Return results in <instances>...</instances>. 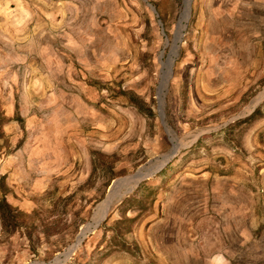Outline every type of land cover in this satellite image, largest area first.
Listing matches in <instances>:
<instances>
[{
	"label": "rangeland",
	"instance_id": "1",
	"mask_svg": "<svg viewBox=\"0 0 264 264\" xmlns=\"http://www.w3.org/2000/svg\"><path fill=\"white\" fill-rule=\"evenodd\" d=\"M183 2L0 0V200L37 212L39 237L0 221V264H53L115 181L168 156L157 89ZM185 25L163 106L182 145L62 264H263L264 97L247 107L264 92V0H191Z\"/></svg>",
	"mask_w": 264,
	"mask_h": 264
},
{
	"label": "bare ground",
	"instance_id": "2",
	"mask_svg": "<svg viewBox=\"0 0 264 264\" xmlns=\"http://www.w3.org/2000/svg\"><path fill=\"white\" fill-rule=\"evenodd\" d=\"M188 4H189V0H184L182 14H181V17L179 19L178 26H177V33L179 36H180L181 32L184 31V25L188 20V17H187ZM165 46L168 47L169 51L167 53V59L164 62L161 61V63H163V75H162V82H161L160 86L158 87V100H159V102H158V105H159L158 106V113H159L160 117L163 116L164 95H165L164 91H165L166 86H167L168 75H169V72L171 70V66L173 63V57H175L177 55V49H178V48L177 49L175 48L174 43H171V45L169 46L168 41L166 42ZM164 56H165V52L162 53V57H164ZM263 97H264V92L259 94L255 99H253L251 101V103L247 107V111L252 108L254 103H258L260 100H262ZM164 128H165L167 134L169 135V138H170L171 143L173 144V147L175 149H178V147L181 146L182 144H180L178 142V140L174 136L173 132L168 127H166V125ZM166 160H167V157L163 156L160 159H155V161H153V164L156 166V168H159L160 166H162L165 163ZM138 183H139L138 178H133L130 176L118 180L115 183V186H113V188L110 190L109 194H107L106 198L100 204L97 205V207L95 208V210L93 212V215L91 217L90 222L88 224H86V226H83V228L81 229L75 243L72 246H70L63 253V255L56 258L57 263L62 264L63 262H65L69 258V256L75 251L77 246L80 244L81 240L99 224V222L102 220L103 216L108 211L109 207L112 205L114 200L118 196L121 195L120 193L123 192L122 190L130 191ZM123 193H125V192H123Z\"/></svg>",
	"mask_w": 264,
	"mask_h": 264
},
{
	"label": "trees",
	"instance_id": "3",
	"mask_svg": "<svg viewBox=\"0 0 264 264\" xmlns=\"http://www.w3.org/2000/svg\"><path fill=\"white\" fill-rule=\"evenodd\" d=\"M257 111H254L249 118H252L255 116ZM147 116H151L152 112L150 109L146 111ZM93 161L92 163L95 164V158H100L103 163L107 164V161L112 158V156H104L100 153H93ZM37 215V212H33L31 215H22L19 211L13 209L4 198L0 200V221L3 225V227L7 230L16 231L20 228L24 227V234L27 238V240L30 243V246L32 249L35 248L36 243L39 240V237L36 233L37 226L34 225V223H30L31 219H33ZM54 222V221H52ZM53 223L45 224L44 226L41 225V230L44 232V234H47V236L50 233H53V228L51 227ZM40 226V225H39Z\"/></svg>",
	"mask_w": 264,
	"mask_h": 264
},
{
	"label": "water",
	"instance_id": "4",
	"mask_svg": "<svg viewBox=\"0 0 264 264\" xmlns=\"http://www.w3.org/2000/svg\"><path fill=\"white\" fill-rule=\"evenodd\" d=\"M190 4H191V0H189V4H188V11H187V17L189 18V13H190ZM185 26L186 25H184V29H185ZM182 35H183V32H181V34H180V36L178 35V33H177V30H175V32H174V35H173V39H172V43H174V46H175V48L177 49L178 48V46H179V43L181 42V37H182ZM170 72H171V70H170ZM162 75H163V63H161V70H160V82H159V86H160V84H161V82H162ZM158 86V87H159ZM157 91H158V89H157ZM160 117V116H159ZM160 121H161V124L165 127V121H164V117L162 116V117H160ZM175 153H176V149L173 147L172 149H171V151L169 152V154H168V156H167V158H169V157H173L174 155H175ZM167 163V161L162 165V166H160L159 168H156V166L153 164V161H149L146 165H144V166H142V167H140L139 169H137L130 177H133V178H138L139 179V183H141L142 181H145V180H147V179H150V178H152L154 175H156L162 168H163V166L165 165ZM118 181V180H117ZM117 181H115L113 184H112V186H111V188L109 189V191H108V194H109V192H110V190L113 188V186H115V183L117 182ZM138 183V184H139ZM138 184L135 186V188L138 186ZM105 219V218H104ZM103 219V220H104ZM88 235V234H87ZM86 235V236H87ZM85 236V237H86ZM84 237V238H85ZM83 238V239H84ZM82 239V240H83ZM81 240V241H82ZM81 243V242H80ZM53 264H58L57 263V260L56 259H54L53 260Z\"/></svg>",
	"mask_w": 264,
	"mask_h": 264
},
{
	"label": "crops",
	"instance_id": "5",
	"mask_svg": "<svg viewBox=\"0 0 264 264\" xmlns=\"http://www.w3.org/2000/svg\"><path fill=\"white\" fill-rule=\"evenodd\" d=\"M253 250H255L254 247ZM253 255H254V251H253ZM262 260L264 264V255ZM215 262L216 264H256V261H254V258L252 257L251 253H248L247 260H243V257L242 256L240 257V255H238V257H232L230 260L227 259L225 256H217L215 258Z\"/></svg>",
	"mask_w": 264,
	"mask_h": 264
}]
</instances>
